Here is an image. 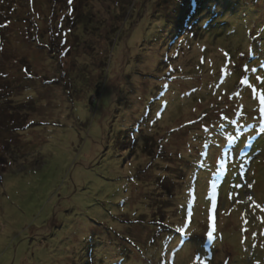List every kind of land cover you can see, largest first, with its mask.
Returning a JSON list of instances; mask_svg holds the SVG:
<instances>
[{
	"label": "rangeland",
	"instance_id": "rangeland-1",
	"mask_svg": "<svg viewBox=\"0 0 264 264\" xmlns=\"http://www.w3.org/2000/svg\"><path fill=\"white\" fill-rule=\"evenodd\" d=\"M211 1L0 0L6 118L58 120L0 154V264H264V0Z\"/></svg>",
	"mask_w": 264,
	"mask_h": 264
},
{
	"label": "trees",
	"instance_id": "trees-1",
	"mask_svg": "<svg viewBox=\"0 0 264 264\" xmlns=\"http://www.w3.org/2000/svg\"><path fill=\"white\" fill-rule=\"evenodd\" d=\"M130 1H132V3H133V5L135 6V4H136V1H139L140 2V0H130ZM198 1H200V0H183V2H181L180 3V12L178 13V15L176 16L177 18H176V20H177V23H184V26H185V30H184V32H182L183 34H185L186 36H187V39L189 40H194V39H196L197 37L195 36V35H197V34H195L194 35V30H190V29H188V28H190V24L192 23V22H194L195 20V18L196 17H200L202 14H204L205 13V10L207 9V7L208 6H206V7H204V9H202V10H200V12H195V9L200 5L199 3H198ZM213 1V0H212ZM211 1V2H212ZM217 0H214V2H216ZM210 2V3H211ZM204 3V2H203ZM201 4H202V2H201ZM204 5H205V3H204ZM208 5H209V3H208ZM0 6H1V2H0ZM152 8V6H150V8H149V11H150V9ZM134 10V9H133ZM133 10H131V11H133ZM151 12V11H150ZM149 12V13H150ZM208 13V10H207V12H206V14ZM4 14V13H3ZM3 14H0V17L3 15ZM206 14H205V16H206ZM129 15V14H128ZM160 16V14L157 16V17H159ZM178 16H179V18H178ZM152 18H154V17H152ZM205 18V17H204ZM7 19V18H6ZM5 21V19L4 20H2V22L1 23H3ZM91 22H92V20H90ZM203 21V20H202ZM129 22V21H128ZM127 22V23H128ZM188 23H190V24H188ZM187 25H188V27H187ZM202 25V24H201ZM180 29V28H179ZM129 31H130V29H129ZM202 33H204V32H206L205 30H203V28H202ZM128 34L129 33H127V36H128ZM39 37V36H38ZM173 37H175L174 39H173V41L176 43L177 42V37H179V34L177 35V34H174L173 35ZM168 38H170L171 39V36H169ZM39 39V38H38ZM121 40H123V39H121ZM178 40H182V39H179L178 38ZM115 43V42H114ZM113 43V44H114ZM112 44V45H113ZM142 45H144V43L142 44ZM151 46V45H150ZM125 49V48H124ZM140 52H141V50H139ZM179 53V52H178ZM168 54V53H167ZM177 55V54H176ZM169 57H167V56H165V55H162V56H160V58H158L155 62H153V63H157V62H159V66L157 67V69H159V70H163L164 69V67L165 66H162V60H166V62L168 63V66H167V68H165L166 69V72H165V74H167V75H171V71L172 70H174V68H172L171 66L173 65L172 63H171V61H170V54L168 55ZM138 57V56H137ZM137 57H136V59H137ZM159 59H160V61H159ZM137 61H139V60H137ZM105 62H106V64H107V61L105 60ZM152 63V64H153ZM170 64V65H169ZM106 66L107 65H104V67H103V74H105V68H106ZM239 67V66H238ZM44 70H51V72L53 71V69L52 68H48V67H46ZM47 71H45V72H47ZM30 75H32V73H29ZM33 77H35L34 75H33ZM69 77H70V81H69V84H72V85H74L75 86V79H74V77H73V75H69ZM167 79L168 80H170L169 79V76L167 77ZM62 81H64L63 80V78H61V81L59 80L58 81V84H56L55 86H59V87H63V85L61 84V82ZM64 82H66L67 83V81H64ZM100 84L101 83H98L97 85H96V88H97V90H96V92H94L93 94L94 95H98V97H100L101 98V92H102V87L100 86ZM3 87V89L5 88V87H7L6 85L5 86H2ZM118 88H120V86L118 87ZM128 91L129 92H131L130 94L131 95H133V94H135V93H137L136 92V88L135 87H133V86H131V87H129L128 86ZM132 90V91H131ZM26 97H28V102H26V101H24V104L26 103V108H24L22 111L19 109V108H23V106H17L16 107V104H14L13 106L14 107H16L15 108V111H12V110H10V116H12V115H14L15 117H16V119H14V120H12L11 118H6V115L7 114H9L8 112H7V108H8V104L5 106L4 104H6L7 102H8V100L7 101H2V96H1V93H0V132H3L4 131V133H5V135H6V138L4 139L5 141H7V144H6V146L7 147H9V149H8V151H6V153H8L10 156H8L7 154H3V153H0V154H2V156H4L5 158H9V159H11V160H9V161H12V162H9L8 164H10V165H14L16 162H18L19 163V160L21 159V160H26L27 158H28V156L30 155V154H32L33 152H31L30 153V151H33V148L31 147V144L29 143V140H28V136L29 135H31V134H35V135H37V132H35V131H37L38 130V127L41 125V126H46V125H50V124H56V123H58V120H57V118H54V120H52V119H49V118H46V117H51V118H53L52 117V115L50 116H44L45 114H43V113H41V110L42 109H40V111L37 109V106H39L40 105V103H41V99H37L36 98V96H37V94L36 95H34L33 96V92L35 91V89L34 88H31L30 86H28L27 88H26ZM127 91V92H128ZM67 92L68 93H71V92H73V90H71V92H70V89H67ZM161 91L160 90H158L156 93L158 94V96H160L161 95V93H160ZM153 93H155V92H153ZM163 93V92H162ZM92 94V95H93ZM92 95H91V97H90V100H91V98H92ZM121 96H119V98H120ZM128 97H129V95H128ZM66 97H64L63 96V99H65ZM130 98V97H129ZM152 98V97H151ZM152 99H154V100H151V103L154 105L155 103H157L158 102V100H156V94L154 95V97L152 98ZM62 102V98L60 97L59 98V103L57 104V106H59V104ZM91 102H93V104H92V109H96V107H97V105L99 104V103H96V101H93V100H91ZM3 103V104H2ZM28 103V104H27ZM2 104V105H1ZM22 104V103H21ZM46 104V103H45ZM45 104H43L44 106H46ZM131 105H133V102H131L130 103ZM30 105V106H29ZM96 105V106H95ZM143 104H141L140 105V107L142 106ZM28 106V107H27ZM41 106V105H40ZM95 106V107H94ZM126 106V105H125ZM260 107H262V108H264V102H263V104L262 105H260ZM47 108V107H46ZM24 111H26L25 113H23ZM145 112V111H144ZM47 114V113H46ZM23 115H25V117H22V119H21V121L19 120V119H17L18 117H20V116H23ZM42 117H45V118H42ZM30 118H32L31 120H30ZM29 119V122L28 123H26V121ZM36 121H37V123H36ZM141 121H137L136 122V124L134 125V127L132 128V130L134 131V132H136V133H138L136 130L138 129L139 131H140V126H141ZM7 127V131L6 130H4V129H2L3 127ZM139 126V127H138ZM9 134L10 135H18L19 137H16L14 140L12 139V138H14V137H9ZM40 136V135H39ZM18 139V140H17ZM23 142V144H24V146H22L21 144H20V142ZM27 145L29 146L28 148H27ZM123 149H125L126 151H128L129 153L128 154H130L131 153V151H130V149H129V147H124L123 146ZM11 150H14V151H18V150H21V152L19 153L20 155H16V152H13L12 151V153H11ZM16 155V156H15ZM19 157V159H17L16 157ZM130 157V156H129ZM2 166H4V167H6L7 165H6V163H4V165H2ZM6 168H8V167H6ZM5 168V169H6ZM2 170H4L3 168H0V171H2ZM135 177H136V175H134Z\"/></svg>",
	"mask_w": 264,
	"mask_h": 264
},
{
	"label": "snow or ice",
	"instance_id": "snow-or-ice-1",
	"mask_svg": "<svg viewBox=\"0 0 264 264\" xmlns=\"http://www.w3.org/2000/svg\"><path fill=\"white\" fill-rule=\"evenodd\" d=\"M212 234L211 233H209V236H211Z\"/></svg>",
	"mask_w": 264,
	"mask_h": 264
}]
</instances>
